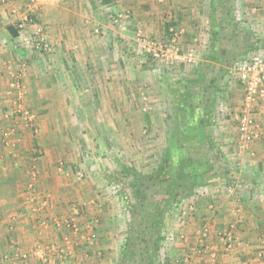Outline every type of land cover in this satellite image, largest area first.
<instances>
[{"label":"rangeland","instance_id":"374dc122","mask_svg":"<svg viewBox=\"0 0 264 264\" xmlns=\"http://www.w3.org/2000/svg\"><path fill=\"white\" fill-rule=\"evenodd\" d=\"M58 1L41 0L20 45L23 68L37 65L34 80L44 63L52 68L42 73L60 75L64 101L53 102L49 123L41 119L40 97L27 107L12 102L11 123L39 138L43 128H59L63 150L55 148V163L81 194L92 195L98 224L115 231L108 241L113 264H181L211 255L212 195L244 190L248 175L239 170L246 149L239 148L242 88L229 71L264 51V0H73L79 5L67 18L74 47L57 55L40 10ZM22 74H13L9 88L19 98ZM224 223L217 235L228 248L234 222Z\"/></svg>","mask_w":264,"mask_h":264},{"label":"crops","instance_id":"0c3cea01","mask_svg":"<svg viewBox=\"0 0 264 264\" xmlns=\"http://www.w3.org/2000/svg\"><path fill=\"white\" fill-rule=\"evenodd\" d=\"M127 2L138 3L135 0ZM13 3H17L16 0L0 3V25L5 22L13 27L15 17L10 13ZM77 5L79 1L60 0L41 7L40 19L45 25L47 40L57 55L66 54L64 49L67 46L74 47L70 45L75 43V38L70 37L74 35L73 30H68L73 29L69 13ZM78 12L73 14L71 23L75 24ZM25 31L28 32L25 29L18 33L17 30V35L12 36L9 31L0 29V264H71L72 261L77 264H113L108 255L111 254L108 241L115 231L109 223L98 224L96 216L99 211L90 199L92 195L88 192L81 194V185L55 163L54 150L59 149L58 143L62 141L59 128H43L39 138L33 133L35 130L17 125V121L11 123L12 102L27 107L29 103L38 102L40 97L41 119L47 121L55 119L53 102L64 101L60 97L64 86L60 75L56 78L54 74L42 73L51 70L52 66L49 68V64L41 63L40 81L34 80L33 73H39L34 61L23 68L24 48L20 42L29 36L28 33L22 34ZM18 71L23 73L24 82V93L20 98L9 93L13 74ZM241 88L243 94L242 85ZM251 113L260 126V137L241 152L242 168L239 170L248 174L241 178L244 190L216 193V198L212 195L216 205L212 214H208L214 219L207 224L211 234L206 239L212 256L193 255L189 260L184 258L181 264H264V257L259 258L264 253L261 249L264 247V100ZM62 150L63 146L58 152ZM66 220L76 223L78 230L67 227ZM226 220L234 222V226L231 225L234 240L228 248H224L217 235L225 230ZM91 232L95 234L93 239L90 238ZM54 245L66 251V259L59 258L58 252H49ZM38 248L41 254L35 252ZM181 249L173 248L177 252ZM181 252L185 255L183 250Z\"/></svg>","mask_w":264,"mask_h":264},{"label":"built area","instance_id":"2783aa9c","mask_svg":"<svg viewBox=\"0 0 264 264\" xmlns=\"http://www.w3.org/2000/svg\"><path fill=\"white\" fill-rule=\"evenodd\" d=\"M4 2L6 0H0V3ZM40 3L41 0H25L20 6H11L10 13L15 17L14 25L19 30L18 32H22L27 28L31 20V13L39 7ZM36 30L38 33L42 32L41 27ZM230 77L238 80L243 87V109L238 116L239 148L243 150L255 141L260 134V126L251 112L257 104L264 100V51L255 52L236 61L229 71ZM65 225L73 231L78 230L77 224L71 220H66ZM94 237L95 234L91 232L90 238L93 239ZM226 239L230 240L231 235L227 234ZM35 252L41 254L39 248ZM49 252L51 254H57L58 252V256L62 260L67 257L66 251L56 245L52 246ZM71 264L77 263L72 261Z\"/></svg>","mask_w":264,"mask_h":264},{"label":"trees","instance_id":"16d2710c","mask_svg":"<svg viewBox=\"0 0 264 264\" xmlns=\"http://www.w3.org/2000/svg\"><path fill=\"white\" fill-rule=\"evenodd\" d=\"M169 25H167V29ZM8 31L11 33L12 36H16L17 35V30H15L16 28L12 27V26H8L7 27ZM205 118V116H204ZM165 163H168V158H164Z\"/></svg>","mask_w":264,"mask_h":264}]
</instances>
